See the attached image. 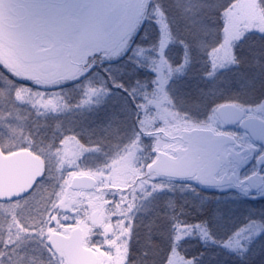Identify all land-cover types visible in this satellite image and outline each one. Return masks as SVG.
Masks as SVG:
<instances>
[{
    "label": "snow or ice",
    "instance_id": "6c2138e0",
    "mask_svg": "<svg viewBox=\"0 0 264 264\" xmlns=\"http://www.w3.org/2000/svg\"><path fill=\"white\" fill-rule=\"evenodd\" d=\"M27 2L112 16L68 72L0 64V168L32 169L0 195V264H264V0ZM161 106L209 134L171 152L178 171ZM66 175L99 194L71 198Z\"/></svg>",
    "mask_w": 264,
    "mask_h": 264
},
{
    "label": "rangeland",
    "instance_id": "374dc122",
    "mask_svg": "<svg viewBox=\"0 0 264 264\" xmlns=\"http://www.w3.org/2000/svg\"><path fill=\"white\" fill-rule=\"evenodd\" d=\"M68 11L69 13L67 12L65 17L72 20L71 26L65 30L57 29L58 32L53 34L56 45L59 47L60 44H63L58 48L57 54L47 58L52 68L42 70V63L37 62L38 59L20 58L2 40H0V64L17 75H39L42 79H49L70 71L74 61L82 58L86 52L92 50L94 46L93 42L99 34L101 24L105 23L109 12L95 7L84 8L73 3H71V9H68ZM53 31L56 30L54 29ZM48 45V43L43 45L42 42H38L36 47L42 48ZM24 88L26 87L22 89ZM17 108L13 107V113L17 111ZM158 113L159 118L164 119L166 122L157 128V138L160 140L161 149L168 147L170 149L169 156H172L171 152L184 142V139L189 136V132L198 128L193 125L181 124L179 121H176L174 124L168 123L167 121L172 119L171 113L163 106L158 109ZM11 122L13 124L16 123L15 120ZM161 128L163 129L162 131ZM65 178L71 182L73 177L66 175ZM94 184H96V188L92 187L89 190L76 189L70 186L68 188L69 196L78 201H84V204H88L90 199H94V196L99 194L96 189L100 185L96 181ZM106 198L111 200L113 197L108 195ZM78 215L83 217V213H79ZM91 222L89 220V223ZM94 239L98 241L99 237H94Z\"/></svg>",
    "mask_w": 264,
    "mask_h": 264
},
{
    "label": "flooded vegetation",
    "instance_id": "af4514ba",
    "mask_svg": "<svg viewBox=\"0 0 264 264\" xmlns=\"http://www.w3.org/2000/svg\"><path fill=\"white\" fill-rule=\"evenodd\" d=\"M68 9H71V3L32 4L27 0H0V40L20 58L38 59L37 62L42 63L41 69L48 70L52 67L47 58L57 54L58 48L63 44L58 47L53 34L58 32L57 29L65 30L72 23V20L65 17L67 12L69 13ZM24 13L26 19L21 24L19 21ZM54 29L56 31H53ZM38 42L49 45L37 48ZM23 87L26 86L22 84L20 89ZM189 137L190 135L184 140Z\"/></svg>",
    "mask_w": 264,
    "mask_h": 264
},
{
    "label": "water",
    "instance_id": "95a60500",
    "mask_svg": "<svg viewBox=\"0 0 264 264\" xmlns=\"http://www.w3.org/2000/svg\"><path fill=\"white\" fill-rule=\"evenodd\" d=\"M112 16V13H108L105 22H107ZM26 15L25 13L22 15L19 22L21 24L25 21ZM190 137L195 138H204L205 135H209L206 132L195 130L193 132H189ZM189 137V138H190ZM2 159H11L16 162L17 166L11 170H5L0 168V195H7L15 188H19L24 186L28 181L32 174V169L29 167L31 157H29L26 153H21L18 157L11 158H2ZM167 162L170 168L173 170H181L185 167V162L176 158H172L171 156H162L161 162ZM94 180H89L86 177H73L70 185L72 188L89 190L92 188V184H94ZM87 255V254H82ZM73 257L69 258V264H73Z\"/></svg>",
    "mask_w": 264,
    "mask_h": 264
},
{
    "label": "trees",
    "instance_id": "16d2710c",
    "mask_svg": "<svg viewBox=\"0 0 264 264\" xmlns=\"http://www.w3.org/2000/svg\"><path fill=\"white\" fill-rule=\"evenodd\" d=\"M259 44H260V37L258 35H249L248 39L245 41L244 47L245 48L258 47ZM20 86H22V84H18L17 88H20ZM71 94L76 95L75 92H72ZM69 118H71V117H69ZM93 147H94V145H93ZM188 198L191 199V197H188ZM239 207H240L241 212H243V206H239ZM221 259H223V257Z\"/></svg>",
    "mask_w": 264,
    "mask_h": 264
}]
</instances>
